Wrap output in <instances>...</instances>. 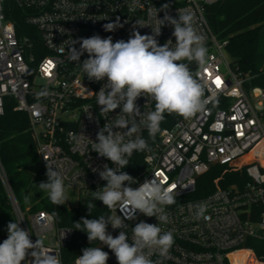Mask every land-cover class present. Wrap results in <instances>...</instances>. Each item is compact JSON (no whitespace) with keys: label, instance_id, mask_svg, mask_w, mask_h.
Instances as JSON below:
<instances>
[{"label":"built area","instance_id":"built-area-1","mask_svg":"<svg viewBox=\"0 0 264 264\" xmlns=\"http://www.w3.org/2000/svg\"><path fill=\"white\" fill-rule=\"evenodd\" d=\"M217 1L0 0V115L11 97L14 109L28 115L45 172L48 162L61 172L64 185L79 190L83 203L106 184L99 175L104 165L116 167L93 148L98 131L118 118L120 109L108 113L107 119L100 112L96 92L106 80H89L80 63L72 59L71 49L79 51L80 40L94 35L111 36L114 43L127 41L134 25L141 35H151V26H160L158 19L163 20L165 15L178 19L182 10L192 13L193 26L205 36L208 53L204 65L195 70L191 67L195 62L189 65L194 77L202 83L203 99L208 103L203 111L189 118L180 116L172 126L163 127L149 147L151 150L145 151L141 166L132 170L134 152L128 158V166L121 169L137 181L130 185L133 189L155 176L165 187L175 185V203L163 206L169 217L167 223H160L155 216L148 217L131 206L117 209V215L125 218L126 228L122 230L127 231L130 239L132 227L141 221L159 224L163 231L172 232L174 243L168 256H152L160 264H264V257L245 245L249 238L264 240V209L257 214L253 210L264 207V87L247 88L250 76L231 65L226 51L228 40L218 37L206 15L207 6ZM7 2H13L24 12L27 30L21 35L15 21L7 15L12 7H7ZM165 4L167 7L163 9ZM150 10L158 12V19L149 15ZM117 17L123 26L105 31L104 25L115 22ZM137 20L150 26L140 27ZM173 31L174 27L165 21L156 37L159 45L172 40L174 46ZM87 58L85 52L80 62ZM41 92L46 95H39ZM136 103L142 113L154 110L155 101L151 97L141 96ZM255 103L263 109L258 110ZM147 131L143 128L137 135L144 137ZM215 164L225 166L226 170L243 169L249 180L242 186L237 183L228 188L217 186L205 196L190 197L196 190L198 177ZM0 178L15 220L22 229L29 230L30 239L42 240L61 264H75L82 253L69 261L64 257L74 229L60 225L47 210L31 212L22 208L1 162ZM200 204H207V220L196 218V206ZM101 205L103 216L116 214L102 202ZM133 215L135 219H126ZM120 231L107 226V233L113 237ZM6 238L0 234V243ZM96 247L109 253L107 264H118L107 246L100 243ZM232 254L238 257L234 261ZM31 260L29 256L24 264H31Z\"/></svg>","mask_w":264,"mask_h":264},{"label":"clouds","instance_id":"clouds-1","mask_svg":"<svg viewBox=\"0 0 264 264\" xmlns=\"http://www.w3.org/2000/svg\"><path fill=\"white\" fill-rule=\"evenodd\" d=\"M162 7L164 9L167 5ZM149 15L158 19V12L150 10ZM178 16V19L167 15L163 20L158 19L160 26H151V35H141L134 25L127 41L121 39L114 43L111 36L101 38L94 35L80 40L79 51L71 49L72 59L80 63L89 80H106L96 92L100 112L107 119L108 113L120 109L119 117L112 123L107 122L98 131L93 148L101 157L116 165L112 168L106 164L104 170L99 172L106 184L93 192V199L101 201L110 211L115 210L116 214L96 219L82 218L75 222L77 230L87 233L89 244L100 241L115 255L118 264H160V261H153L152 256L158 254L166 258L174 243L172 232L163 231L159 224L136 223L132 227L131 239L127 231L122 230L126 228L125 218L117 215V209L131 206L148 217L155 216L160 223H167L169 217L163 206L175 203V185L165 187L155 176V179H146L133 189L130 185L137 181L121 170L128 166V158L134 152L151 150L148 142L137 133L146 128L149 137L155 138L165 113L189 118L203 111L208 103L203 99L202 83L189 68L192 62L198 65L206 63L208 50L205 36L194 28L193 15L188 10L178 12ZM165 21L174 27V46L172 40L161 46L156 39ZM136 24L140 27L150 26L138 20ZM122 26L117 17L115 22L105 24L104 29L111 32ZM85 52L88 58L81 63L80 57ZM39 95H46V92ZM141 96L151 97L155 101V110L142 113L136 103ZM46 167L47 181L40 182L38 187L48 194L52 203L62 205L66 200L64 178L48 162ZM87 207L90 215L93 207L91 201H88ZM196 208L197 219L209 218L205 215L207 204L197 205ZM126 219H135V215ZM19 223L14 221L7 225L8 236L0 243V264H24L29 256L32 258L31 264H61L59 257L49 252L42 240L37 238L33 242L29 230L22 229ZM109 224L113 229H121L118 236L107 233ZM108 259L109 253L103 248L87 247L82 249V255L78 256L75 264H107Z\"/></svg>","mask_w":264,"mask_h":264},{"label":"trees","instance_id":"trees-1","mask_svg":"<svg viewBox=\"0 0 264 264\" xmlns=\"http://www.w3.org/2000/svg\"><path fill=\"white\" fill-rule=\"evenodd\" d=\"M6 6H12L7 15L15 21L19 34H23L27 30L23 10L13 2H7ZM206 15L218 37L228 40L226 51L233 68L250 76L246 87H264V68L261 67L264 63V0H218L207 6ZM189 68L192 72L190 65ZM179 117L176 113H165L160 130L172 126ZM159 132L155 138L149 137L148 131L145 133L143 138L149 147L157 140ZM144 153L136 152L132 170L141 166ZM0 162L22 208H29L31 212L47 210L56 216L60 225L74 229V236L64 249L66 261L82 253V249L101 243L96 240L89 244L87 233L77 230L75 225L82 218L96 219L105 215L101 201L90 198L93 207L89 215L88 202L79 203L76 207H70L66 202L58 206L38 187L40 182L47 181L46 172L37 154L28 115L14 109L11 97L7 99L4 114L0 115ZM248 180L243 169L226 170L225 166L215 164L198 177L196 190L190 197L205 196L217 186L228 188L233 183L242 186ZM263 209L261 206L253 208L254 214ZM10 222H14L13 209L0 178V234L8 236L7 225ZM245 245L252 247L259 257H264V240L249 238ZM231 258L235 260L234 255Z\"/></svg>","mask_w":264,"mask_h":264},{"label":"rangeland","instance_id":"rangeland-1","mask_svg":"<svg viewBox=\"0 0 264 264\" xmlns=\"http://www.w3.org/2000/svg\"><path fill=\"white\" fill-rule=\"evenodd\" d=\"M261 67L264 68V63L262 64ZM255 107L258 110H262L263 109L262 107L258 106L256 103H255ZM65 194H66V200H65V202L70 207H76V206L79 205V203H83V201H84V199L79 196V190L77 188H75L74 186L65 185ZM79 201H81V202H79ZM14 221H16L15 220V217H14Z\"/></svg>","mask_w":264,"mask_h":264},{"label":"water","instance_id":"water-1","mask_svg":"<svg viewBox=\"0 0 264 264\" xmlns=\"http://www.w3.org/2000/svg\"><path fill=\"white\" fill-rule=\"evenodd\" d=\"M191 67H192V70H195L198 67V64L193 63Z\"/></svg>","mask_w":264,"mask_h":264},{"label":"bare ground","instance_id":"bare-ground-1","mask_svg":"<svg viewBox=\"0 0 264 264\" xmlns=\"http://www.w3.org/2000/svg\"><path fill=\"white\" fill-rule=\"evenodd\" d=\"M239 254H241V252L237 253V255H239ZM232 255H233V254H232ZM232 255H231V256H232ZM234 256H235V259H236L237 256H236V255H234ZM237 258H238V257H237ZM231 259H232V258H231ZM233 261H234V260H233Z\"/></svg>","mask_w":264,"mask_h":264},{"label":"snow or ice","instance_id":"snow-or-ice-1","mask_svg":"<svg viewBox=\"0 0 264 264\" xmlns=\"http://www.w3.org/2000/svg\"><path fill=\"white\" fill-rule=\"evenodd\" d=\"M217 83H219V80H217Z\"/></svg>","mask_w":264,"mask_h":264}]
</instances>
